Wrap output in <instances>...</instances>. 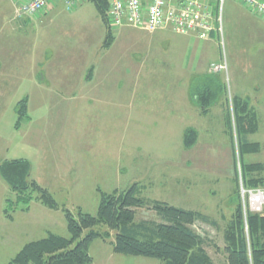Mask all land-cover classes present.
<instances>
[{
    "label": "rangeland",
    "instance_id": "obj_1",
    "mask_svg": "<svg viewBox=\"0 0 264 264\" xmlns=\"http://www.w3.org/2000/svg\"><path fill=\"white\" fill-rule=\"evenodd\" d=\"M45 15L29 19L40 22L34 42L41 54L73 55L77 59L73 63H78L73 71L87 73L93 68L91 86L120 84L126 90L115 92L109 105L75 107L74 102L59 101L57 92L30 90V86L5 89L2 70L0 165L28 161L30 180L74 214L80 209L95 216L99 192H120L133 185L146 200L202 213L215 226L197 221L192 227L204 239L205 252L214 264H222L227 257V220L239 199L242 205L240 162L261 164L264 177V28H260L264 20L238 1L226 0L221 14L223 40H200L195 34L169 29L149 33L122 27L113 31L106 47L107 29L92 2L70 12ZM53 61L51 68L59 70L61 61ZM224 61L225 72L210 71L211 65ZM141 85L152 92L144 99H130L128 87L139 90ZM205 90L209 102L202 107L197 99ZM99 93L104 95L95 92ZM108 96L112 100L113 94ZM23 97L28 98L27 116L16 127L17 103ZM234 97L249 102L258 122L257 132L247 140L258 143L260 150L241 161L237 139L234 134L232 140L226 120L227 112L232 115ZM48 99H53L55 107L43 103ZM166 99L180 107H175L173 116L167 115ZM188 128L195 131L196 141L187 149L183 134ZM6 199L14 201L15 194L0 178V264H6L25 243L47 233L67 237L60 210L32 201L27 212L11 213L15 221L10 222L3 214ZM247 212L246 207L243 213ZM135 213L136 221L162 222L152 209ZM113 234L110 231V238L91 243L92 264H144L139 261L145 259L115 254ZM10 235L16 238L13 243H9Z\"/></svg>",
    "mask_w": 264,
    "mask_h": 264
},
{
    "label": "trees",
    "instance_id": "obj_2",
    "mask_svg": "<svg viewBox=\"0 0 264 264\" xmlns=\"http://www.w3.org/2000/svg\"><path fill=\"white\" fill-rule=\"evenodd\" d=\"M92 2L107 29L105 46L111 43L113 31L107 26V1ZM204 107L210 96L207 90L201 93ZM26 99L17 103L16 113L20 124L27 116ZM232 115L227 112L226 120L233 140L237 139L239 161L248 154L258 153L260 145L251 143L247 137L258 130L256 114L249 102L241 98L232 99ZM234 127V133H233ZM196 141L193 129L183 134L184 148H191ZM241 181L245 189L260 188L264 192V177L260 176L261 164L240 162ZM0 178L15 194V200L6 199L3 214L11 219V213L27 212L32 201L41 203L53 211L60 210L66 223L67 237L52 233L39 240L26 243L6 264H92L89 255L91 243L106 240L113 234V252L115 254L152 259L161 264H213L205 252L204 239L195 232L193 224L197 221L215 226V222L202 213L169 205L165 202L150 201L142 198L137 186L109 194L99 192L100 202L97 213L92 216L76 213L60 207L49 192L30 180V163L25 160L5 161L0 165ZM235 183L238 185V173L235 171ZM148 208L156 212L161 223L136 221L135 210ZM135 209V210H134ZM242 205L235 206L224 231V251L227 254L223 264H264V213H248L244 216ZM246 218V220L244 219ZM98 227H105L104 232Z\"/></svg>",
    "mask_w": 264,
    "mask_h": 264
},
{
    "label": "crops",
    "instance_id": "obj_3",
    "mask_svg": "<svg viewBox=\"0 0 264 264\" xmlns=\"http://www.w3.org/2000/svg\"><path fill=\"white\" fill-rule=\"evenodd\" d=\"M62 11L64 10L59 5H53L44 17L53 12ZM38 22L39 21L34 22V20L29 19H14L11 1L0 0V72L4 70L2 77L4 75L5 89L13 90L15 86H30V90L57 92V98L59 101L69 103V105H72L74 102L73 105L75 107L85 103H88L89 105H95L98 103L109 105V102L113 101L115 98V92L119 93L121 88L126 90L125 87H122L120 84L119 86H112L110 84L95 87L91 86V84H93V79L95 78L93 68H90L87 73L73 71L74 67H78V63H73L74 60H77L74 59L73 55H61L56 52L51 54H41L40 52L42 51L39 47L36 49V44L34 42L35 38L38 39V35H35V31L40 25V22ZM260 28H264V24H262ZM203 42H210L209 44H211V41ZM215 48L217 47L215 46ZM54 58L61 61L58 66L61 70H57V67L54 69L51 68L56 64L55 61H53ZM128 88V96L132 100L144 99L146 98L147 92H152V88H148L147 85H141L139 90L136 86L134 89L132 87ZM97 91L102 92L104 95H101L100 93L95 94ZM109 93L113 94L112 100L108 96ZM22 99H26V107H28V98L23 97ZM169 100L166 99L164 106H166L167 115L173 116L175 115V107H180L178 104L175 105ZM45 102H49V105L55 107L53 99L43 101V103ZM176 111L179 112V109H176ZM9 221H15L13 216ZM8 240L9 243H13L16 238L10 235ZM134 258L137 259L136 257ZM140 260H144V258H140ZM145 260L146 261L139 262L144 264H161L160 262L157 263L150 259ZM211 261L214 264L212 259Z\"/></svg>",
    "mask_w": 264,
    "mask_h": 264
},
{
    "label": "built area",
    "instance_id": "obj_4",
    "mask_svg": "<svg viewBox=\"0 0 264 264\" xmlns=\"http://www.w3.org/2000/svg\"><path fill=\"white\" fill-rule=\"evenodd\" d=\"M14 19H35L59 5L70 12L88 0H10ZM107 26L110 31L130 27L149 33L169 29L177 34H195L200 40H223L222 8L226 0H106ZM257 18L264 20V0H235ZM222 42V41H221ZM220 42V44H221ZM223 63L210 66L212 73L225 72ZM242 209L261 214L264 192L240 186Z\"/></svg>",
    "mask_w": 264,
    "mask_h": 264
}]
</instances>
